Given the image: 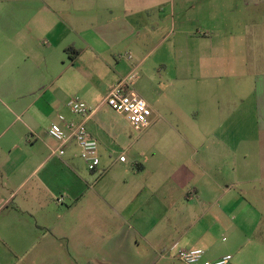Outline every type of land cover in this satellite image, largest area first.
Returning a JSON list of instances; mask_svg holds the SVG:
<instances>
[{"label":"crops","instance_id":"obj_1","mask_svg":"<svg viewBox=\"0 0 264 264\" xmlns=\"http://www.w3.org/2000/svg\"><path fill=\"white\" fill-rule=\"evenodd\" d=\"M114 1L120 5L116 14L111 10L115 16L107 23L108 37L101 31L94 6H88L86 11L83 0H43V4L30 6V20L18 27L26 32L23 36L19 32L17 36H7L2 31L15 25L6 23L0 10V59L22 54L32 59H58L64 64V58L69 57L73 64L86 51L99 55L101 44L107 40H129L133 33L140 34L149 24L154 31L165 22H170L172 28L178 23L180 41L188 48L183 56L176 52L174 57L178 63L186 60L189 75L191 71L192 75L197 74L196 58L203 61L204 67L199 72L205 73L209 82L217 83L207 85L211 101L193 106L182 116L162 118L168 132L158 136L156 154L131 159L123 153L115 154L120 145L119 135L111 130L105 112L96 115L105 105L106 95L99 102L87 103L92 112L86 117L70 110L59 114L64 121L58 116L57 123L65 127L66 122L83 121L88 135L97 141L100 163L89 171L73 139L63 144L54 139L46 146L40 144L35 151L37 132H42L38 129L37 113L43 115V111L51 109V103L37 105L35 101L0 99V214L5 212L4 218L10 221L20 220L24 213L34 217L37 225L50 227L43 217L22 204L9 207L15 197L12 195L23 188L27 178L9 185L5 177L22 170L30 171V175L40 169L48 173L58 170L59 180L48 179L49 174L45 173L22 199L37 197L43 190L64 205L56 212L60 217L59 232L49 230L52 240L46 243L51 250L59 237L64 240L67 255L63 264H81L71 252L77 255L91 252V259L85 264L90 261L131 264L134 258L131 254L140 253V249H146L144 255L150 260L148 253L170 257L181 248L197 247L210 260L229 254L234 258L233 264H264V149L246 152L243 133L246 121L255 118L257 123L264 124V80L253 85L255 97L250 106L253 111L249 113V109L247 117L242 100L245 84L239 81L230 84L229 79L222 84L215 77L219 69L228 76L225 69L234 67L236 43L245 44L251 38L257 55L264 53V13L259 14L264 9V0H235L247 12L239 19H231V23L228 16L216 21L221 30L214 32L195 16L189 20L180 17L187 7L195 10L198 0ZM232 4L234 0H224L226 10L238 7ZM191 25L195 29H188ZM168 33L160 34V40L166 39ZM202 44L207 48L198 55L195 49ZM68 45L78 49V53L66 51ZM252 66L259 67L255 61ZM166 67L160 63L161 70ZM37 68L38 64L34 69ZM32 69L27 68L28 73L17 85L20 89L34 85ZM128 73L119 82L126 84L124 77ZM126 88L132 90L129 85ZM222 88L235 93V100L221 102L217 93ZM141 94L148 96L146 92ZM154 99L150 100L155 102ZM149 123L157 124V117L152 115ZM60 148L63 154H59ZM120 156L125 160H120ZM37 202L39 213L44 212L47 206ZM48 207L53 209L50 203ZM3 222L0 235L12 232L1 229ZM215 234L226 243L216 252L212 248ZM0 239L8 244L4 238ZM35 243L32 240L30 246ZM9 250L19 249L9 247Z\"/></svg>","mask_w":264,"mask_h":264},{"label":"rangeland","instance_id":"obj_2","mask_svg":"<svg viewBox=\"0 0 264 264\" xmlns=\"http://www.w3.org/2000/svg\"><path fill=\"white\" fill-rule=\"evenodd\" d=\"M39 4H43V0H0V10L4 12L3 20L6 23L12 22L15 25L13 29L5 28L2 31L7 36H17L18 32L19 35H25L26 32L19 30L18 27L30 20L29 7ZM82 5L85 6L86 11L88 6H94V13L101 21L99 22L101 23V31L103 34L106 32L105 35L108 37L110 31L107 23L115 16L112 15L111 10L116 14L119 11V2L114 0H83ZM232 5L238 7L226 10L224 0H198L195 10L187 7L181 11L180 17L185 16L187 20L197 17L200 22L209 26L207 28L212 29V32H214L215 30H221L219 26L215 25L216 21L228 16L231 23V19L233 21L239 19L243 12H247L235 0ZM263 13L264 9H260L259 14L262 15ZM167 23L165 22L154 31L149 24L141 30L140 34L133 33L129 40H107L101 44L99 55L86 51L73 64L70 63L69 57L64 58V64L58 59L52 60L48 57L32 59L31 57H24L22 54L13 59H0V99L20 102L35 101L37 105L43 102L49 103V105L52 104L51 109H47L45 113L43 111V115L40 112L37 113V117L41 118V120L39 118L38 129L42 132H37L39 136L35 151L39 150L40 144L46 146L54 140L49 135L48 129L53 122H59V114H65L69 111L67 107L69 99L78 98L85 101L86 104H90L91 101L99 102L128 72L130 73L124 77L127 79L126 84L142 97L145 95L141 93L146 92L148 94L147 97H144V100L151 109L149 120L153 115L157 117V124L135 125L130 122L125 113L116 112L107 104L103 105L96 115L105 112L106 119L111 123V130L119 135L120 145L115 149L117 150L115 152L117 156L123 153L128 159H131L138 158L140 155L146 157L151 153L154 154V152L156 154L160 142L158 136L168 132L162 118L182 116L195 105L203 106L204 103H209L212 93L207 85L217 83L209 82V79L205 77L206 74L199 72L204 67L203 61L199 57L196 58L198 71L195 75H192V71L189 75L186 60H181L180 63L177 62L174 53L180 52L183 56L187 52L188 45L180 41L178 23L174 25V28H172L170 22ZM188 29H195V27L191 25ZM224 30L235 31L231 28ZM166 31H170V33H168L166 39L161 41L159 35ZM154 32L155 34H153ZM235 46L236 60L234 67L225 69L228 76L219 69L215 72V77L222 84H226V79H229L228 83L230 84L237 81L245 84L242 100H244L243 110L247 112L248 117L249 113L253 111V108L250 109L255 97L252 89L253 85L256 81L261 82L264 80V53L260 52L257 55L256 51L258 50H253L251 38H249L248 43H236ZM205 48H207L205 44L198 45L195 51L198 55L204 54ZM253 61L258 63L259 67L253 68ZM161 62L167 65L163 70L160 69ZM36 64L40 68L34 69ZM28 67L33 68L32 71H34L36 81L29 89H20L17 85L25 78ZM121 71L123 72L122 75L119 74ZM8 87H11V90L8 91ZM2 90H5V92H2ZM217 94L221 102H230L235 100L237 96L224 88ZM152 98H155L156 101L152 102L150 100ZM249 109L251 112L248 113ZM243 133L245 135L244 146L246 152L251 149H264L263 123H257L255 118L251 119L250 122L246 121L243 125ZM30 137L33 139L32 136ZM45 173H48L46 169L36 170L32 175H30V171L22 170L14 172L10 178L5 177V182L9 185H15L27 178L23 188L12 195V197L14 195L15 197L9 207L22 204L24 208L32 210L39 218L43 217V220L48 222L50 227L37 225L34 217L24 213L20 215V220L9 221L4 218L5 214L3 213L5 212H2L0 222H4L1 224V229L12 230V232H4L0 235L2 239L4 238L8 242V244H5L0 239V264H63L66 261L67 252L64 249V240L59 237L55 246H51L53 247L51 250H48L46 244L47 241L52 240L49 230L59 232L57 227H59L60 217L56 216V212H59L64 205L57 202V199H53L52 195L43 190L38 193L37 197L33 196L27 201L22 199L27 191L30 192L32 184L43 178ZM48 174V179L59 180L60 173L58 170ZM37 201L42 202L45 208L47 206L44 212L39 213ZM49 203L53 209H49ZM34 231L37 232L34 234ZM214 237L213 251H220L226 243L222 240V236L215 234ZM32 240L36 241L34 246H30ZM9 247L19 250L12 252ZM139 252L138 254H135V252L131 254L134 257L131 264H183L174 253L170 257H154L153 254L148 253L151 256L148 260L144 255L146 249H140ZM71 254L81 264L89 262L88 260L92 256L91 252H82L78 255L71 252ZM233 260L234 258H231L227 264H233ZM88 264L99 263L90 261Z\"/></svg>","mask_w":264,"mask_h":264},{"label":"built area","instance_id":"obj_3","mask_svg":"<svg viewBox=\"0 0 264 264\" xmlns=\"http://www.w3.org/2000/svg\"><path fill=\"white\" fill-rule=\"evenodd\" d=\"M127 84L121 81L114 85L106 94L103 102L119 113H125L130 122L135 125H147L151 115V109L147 102L137 93L126 88ZM68 109L78 115L88 116L92 109L88 105L78 99L71 98L67 101ZM60 121H64V116L59 115ZM48 133L60 143H65L73 139L78 147V155L84 161L87 169L92 171L100 163L98 154V143L95 139L88 135L85 123L66 122L65 127L57 122L51 124ZM64 150L59 149V154H63ZM120 160H125L124 156H120ZM204 250L197 248H181L177 251L176 256L183 264H227L231 259L229 254L210 260L204 257Z\"/></svg>","mask_w":264,"mask_h":264},{"label":"trees","instance_id":"obj_4","mask_svg":"<svg viewBox=\"0 0 264 264\" xmlns=\"http://www.w3.org/2000/svg\"><path fill=\"white\" fill-rule=\"evenodd\" d=\"M66 51H68V52H75L76 54L78 53V49L74 48L72 45H68L66 47Z\"/></svg>","mask_w":264,"mask_h":264}]
</instances>
